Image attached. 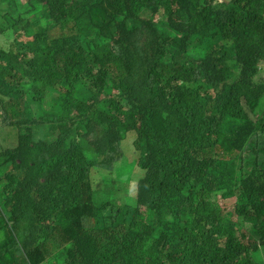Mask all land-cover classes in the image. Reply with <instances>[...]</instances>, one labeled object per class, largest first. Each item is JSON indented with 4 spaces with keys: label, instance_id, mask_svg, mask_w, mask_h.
<instances>
[{
    "label": "trees",
    "instance_id": "16d2710c",
    "mask_svg": "<svg viewBox=\"0 0 264 264\" xmlns=\"http://www.w3.org/2000/svg\"><path fill=\"white\" fill-rule=\"evenodd\" d=\"M3 32L0 264H264V0H0ZM128 131L135 201L101 200Z\"/></svg>",
    "mask_w": 264,
    "mask_h": 264
},
{
    "label": "rangeland",
    "instance_id": "374dc122",
    "mask_svg": "<svg viewBox=\"0 0 264 264\" xmlns=\"http://www.w3.org/2000/svg\"><path fill=\"white\" fill-rule=\"evenodd\" d=\"M10 35L9 32L0 34L1 47H11ZM255 81L264 82V69H261ZM46 90L50 92L53 91L50 88H46ZM12 129L15 128L0 127V135L3 139L4 146H11L14 142L12 137H7ZM121 137V160L115 164L112 173L111 168L100 167L93 169L91 171V179L94 180V185L92 186L94 189L98 187L99 185H96V181L99 182L100 175L106 176L109 178V182L108 184L99 186L100 193L96 195V197L101 200L106 198L114 200L117 204L122 202L132 204L136 198V183L142 178L144 171L137 164L139 154L136 153L134 149L135 133L133 131H128L124 135H121Z\"/></svg>",
    "mask_w": 264,
    "mask_h": 264
},
{
    "label": "clouds",
    "instance_id": "9594fccd",
    "mask_svg": "<svg viewBox=\"0 0 264 264\" xmlns=\"http://www.w3.org/2000/svg\"><path fill=\"white\" fill-rule=\"evenodd\" d=\"M39 34H42V33L40 32ZM75 73H76V71H65L62 75L59 76L58 80L53 84L52 87L47 85L46 88L52 89L53 91L51 93H55V92L59 93L61 90L66 95L67 86L69 85V83L70 82H78L80 80L79 75H77ZM50 94L48 95V99L50 97ZM10 100L11 99L9 98V101ZM32 111H33V114L35 115V118H36V112H37L36 107H33ZM1 125H3V126H1ZM1 125H0V127L10 128V125H5V124H1ZM33 133H34V138L38 139L39 134L36 133L35 131H33ZM233 156L234 155H231V157H229V161L235 162V160H233V158H232ZM226 160L227 159L221 160V162L226 161ZM235 163L237 165H235L233 168H229V169L221 168L223 170V174L226 175V174L232 172L234 179H235V182L238 185H242V183H244L245 181L255 179V177L250 176L249 174L246 173V171L243 170L242 167H240V165H239L240 162L239 163L235 162ZM247 188L254 189L256 187L254 185H249V186H247ZM254 256L258 259L262 258V260H263L264 259V251L262 250L261 252L254 254Z\"/></svg>",
    "mask_w": 264,
    "mask_h": 264
}]
</instances>
